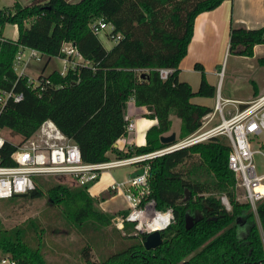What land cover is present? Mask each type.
I'll return each instance as SVG.
<instances>
[{"label":"trees","instance_id":"1","mask_svg":"<svg viewBox=\"0 0 264 264\" xmlns=\"http://www.w3.org/2000/svg\"><path fill=\"white\" fill-rule=\"evenodd\" d=\"M224 1L35 0L29 5L17 1L0 7V93L22 95L19 102L9 99L0 114V135L7 141L5 155L47 120L79 146L87 163L107 160L108 152L130 157L164 148L161 138L171 132V115L180 120L177 140L196 133L214 109L194 104L192 99L215 98L217 89L207 80L204 66L197 63L201 82L194 92L191 84L180 79V65L188 54L196 18ZM99 20L113 26L111 39L119 37L111 50L91 29ZM7 25L17 26L16 40L4 36ZM69 42L88 65L70 68L65 75L60 71L40 75L36 83L18 73L16 59L22 51L37 50L49 63L53 57H64L62 47ZM258 45H264V27L231 25L230 54L254 57ZM259 62L264 64V58ZM163 68L173 69L167 80L160 77ZM253 87L257 97L255 82ZM131 96L137 107L148 109L146 117L157 120V125L147 131L144 145L120 152L115 144L125 136ZM4 130L18 136V142L5 137ZM230 152L225 138L215 137L150 162L152 197L158 209L172 208L175 214V222L161 232L162 244L153 250L145 248L147 235L136 233L134 224L125 222L116 228L115 219L125 218L127 209L103 212L87 185L76 188L55 177H43L34 191L13 198L48 196L61 206L73 227L88 236L81 251L86 264H264V200L257 214L249 203L238 200L237 180L228 168ZM195 157L198 161L191 169H181ZM4 164L12 163L7 159ZM193 169L206 172L209 178L194 179ZM186 191L191 197L183 202ZM223 195L231 210L222 204ZM112 225L116 229L106 234L104 229ZM24 232L22 227L4 229L0 222V256L22 264H50L41 246L31 244ZM94 252L97 260H93Z\"/></svg>","mask_w":264,"mask_h":264},{"label":"built area","instance_id":"2","mask_svg":"<svg viewBox=\"0 0 264 264\" xmlns=\"http://www.w3.org/2000/svg\"><path fill=\"white\" fill-rule=\"evenodd\" d=\"M91 29L99 36L105 30L113 31V26L99 20L91 24ZM113 40L117 43L119 37ZM29 52V60L40 61L43 58L37 50L32 49ZM62 53L64 54L61 58L64 62L63 70L60 71L62 75L70 68L89 64L71 42L63 45ZM22 61L23 51L16 59L17 70L21 67ZM26 67L27 63H24L20 75L27 76ZM159 72L160 77L167 80L173 69L163 68ZM29 79L36 83L33 78ZM11 98L19 102L22 95L15 96L12 92L0 93V114ZM215 98L214 111L203 118L201 129L193 135L147 154L111 157L113 154L108 152L106 154L108 159L99 163L84 162L79 146L50 120L45 121L30 138L16 144L15 149L8 155H5L7 141L0 135V200L28 195L37 188L38 178L56 177L65 179L74 186H86L95 183L104 173L121 167L135 166L137 173L140 171L143 173L129 178L124 184L115 182L110 187L113 192L124 193L128 202V214L125 218L117 217L115 224L121 229L125 222L132 223L139 234L162 232L175 222V214L172 208L158 209L157 201L152 197L150 162L195 144L208 142L212 138L223 137L229 141L231 147L228 168L235 174L237 187L244 189L245 201L257 214V206L264 200V173L258 172L255 156L260 154L264 157V153L254 149V146L262 141L263 144L260 146L264 147V140H261L264 137V93L248 101H236L224 98L220 88H217ZM132 103H135L133 96L127 101L128 108ZM228 106H231L230 117L226 116ZM241 106L244 108L241 109ZM217 115L220 116V122L208 128ZM135 130L136 122L129 120L125 136ZM7 159L12 164H4ZM221 201L227 210H231L227 196H221ZM0 264L22 263L10 256H0Z\"/></svg>","mask_w":264,"mask_h":264},{"label":"rangeland","instance_id":"3","mask_svg":"<svg viewBox=\"0 0 264 264\" xmlns=\"http://www.w3.org/2000/svg\"><path fill=\"white\" fill-rule=\"evenodd\" d=\"M20 2L23 5L32 4L35 0H1L0 7L7 8L12 6L15 2ZM78 1V0H71ZM110 30H105L99 34V39L108 50H111L115 45V40L111 39L109 36ZM6 34L10 38L18 37V28L14 25H7ZM264 50V48L262 49ZM29 49L23 51V57L25 61L29 58ZM264 56H255L254 58H243L237 57L236 55L231 54L230 57L225 58L222 62V68L224 70V76L221 83L222 96L227 98L235 97V92L244 97L249 96L253 93L254 81L258 86L264 87V64L259 62V58ZM47 56H44L40 61L31 60L26 67V75L31 79L38 81L40 75L48 76L54 71H62L64 67V62L61 58L53 57L50 63L47 65ZM210 69L213 68H209ZM206 71V70H205ZM21 72V67L18 69V73ZM206 77L210 81L214 82L215 78L213 74L206 71ZM197 81L200 78L199 75H196ZM207 79V80H208ZM217 86V85H216ZM195 89H198L194 86ZM218 88V86H217ZM216 88V89H217ZM198 98V97H196ZM200 98V97H199ZM207 103L210 105L215 104V100L212 98H207ZM231 106L226 108V116L230 117L229 110ZM173 120V129L179 128V119L177 117H172ZM214 124L220 122V116L217 115L214 119ZM5 137H8L13 142H18L19 137L13 136L12 133L8 130L1 132ZM173 133H168L166 135H171ZM177 134V138H178ZM226 140V139H225ZM264 140V137L261 138ZM229 143L228 140H226ZM262 141L254 146V149L261 150L264 153V147H261ZM114 157V155H111ZM198 159L195 157L193 160H189L184 165L181 166V169L187 171L193 167V163L197 162ZM255 163L259 173H264V157L260 154L255 156ZM135 166H126L112 170V175L114 179L119 183H126L131 174L135 171ZM193 178L200 181H206L209 178V175L206 172H201L200 170H192ZM56 178V177H55ZM45 179L38 178L36 181ZM57 179V180H56ZM56 181H61L65 184L71 185L65 179L56 178ZM54 180V182H56ZM93 183L87 185L89 191L93 188ZM79 188L81 186H74ZM238 190V200L240 202L245 201V192L241 187H237ZM91 193V191H90ZM116 193L110 191V193H105L100 195L99 199H96L92 193L91 195L97 200V207L103 212L114 214L119 213L113 212L110 208L106 207L107 203L111 198H113ZM104 203V204H103ZM192 217L189 216V223L192 222ZM0 222L4 229L12 230L18 227H22L24 235L31 242V244H39L40 249L44 251L46 260L50 264H86L81 257V251L87 244L88 236L85 234L83 229H77L69 222L63 213L61 206L54 205L48 196H44L41 199H28L26 197H16L11 200H0ZM116 228L117 225L115 224ZM114 225L108 229H104L106 234L113 232ZM89 237L91 236V231L89 230ZM103 242L101 241V244ZM98 254L94 252L93 260H97Z\"/></svg>","mask_w":264,"mask_h":264},{"label":"crops","instance_id":"4","mask_svg":"<svg viewBox=\"0 0 264 264\" xmlns=\"http://www.w3.org/2000/svg\"><path fill=\"white\" fill-rule=\"evenodd\" d=\"M231 25L241 26L248 29H258L264 27V0H225L215 10L204 12L196 18L194 36L189 45L188 54L180 65V79L191 84L194 92L198 91V89H195L194 86H198L196 88H199L201 82V73L195 70V65L197 63H201L204 66L205 70L213 74L215 78L214 82L210 81V79L207 78L209 83L216 88L218 86L222 94L221 83L224 76L222 62L225 60V58H229L231 55L229 53ZM4 36L12 40H16L18 38L8 37V35L6 34V29L4 32ZM263 48L264 45L256 46L254 50V57L259 55L264 56V50H262ZM30 61L31 60H29V58L27 61H25V57H23L21 67L24 66V63H27L28 66V63H30ZM49 63H47V65ZM209 68L213 69H210L209 71ZM196 75L200 76L198 81ZM256 86L258 89V95L264 93V87L258 86L257 83ZM234 94L235 97H230L228 95L226 99L248 101L254 98V92L246 97L237 94V92H235ZM206 99L207 98L205 97H194L192 99V102L197 105L207 106L214 109L215 104H208ZM212 99L215 100L216 103V98ZM129 106L130 107L127 109V118L128 120L136 122V130L117 141V143L115 144V148L120 152H126L133 146L144 145L146 143L147 131L152 126L157 125V120L149 119L146 117V115L149 113L146 107H137L135 103H132ZM173 116L176 117L175 115H171V120ZM214 121L215 120L212 121L211 125L208 128H212L218 124L217 123L213 125ZM179 131L180 120L179 128L176 130L172 128L171 133H175L177 135L179 134ZM136 173L137 170L135 169V171L129 178L133 177V175H135ZM115 182L117 181L114 179L112 172L104 173L95 183H93V188L90 191L96 199H99L100 195L110 193V187ZM105 205L113 212H118L119 210H125L128 208L127 199L122 192L116 193V195L107 203H105Z\"/></svg>","mask_w":264,"mask_h":264},{"label":"water","instance_id":"5","mask_svg":"<svg viewBox=\"0 0 264 264\" xmlns=\"http://www.w3.org/2000/svg\"><path fill=\"white\" fill-rule=\"evenodd\" d=\"M243 108H244V106H241V109H243ZM161 141L164 144H166V146L172 145L177 141V135L175 133H173L171 135L163 136L161 138ZM142 173H143V171H140L137 174L133 175V177L136 175H140ZM190 197H191V193L189 191H186V195H185V198L183 199V202L189 201ZM188 223H189V217H188ZM191 223L192 222H190L189 225ZM162 242H163V240L161 237V232L156 231V232H153V233L147 235V238L144 241V246L147 250H153V249H156L157 247H159L162 244Z\"/></svg>","mask_w":264,"mask_h":264}]
</instances>
